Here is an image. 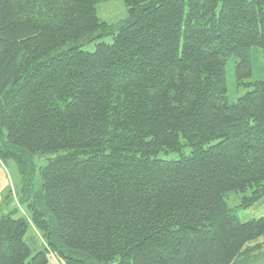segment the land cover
<instances>
[{"label":"trees","instance_id":"obj_1","mask_svg":"<svg viewBox=\"0 0 264 264\" xmlns=\"http://www.w3.org/2000/svg\"><path fill=\"white\" fill-rule=\"evenodd\" d=\"M105 1L0 0V156L57 154L31 215H0V264L264 260V215L226 201L264 198V79L229 102L226 77L264 57V0H124L115 24Z\"/></svg>","mask_w":264,"mask_h":264},{"label":"rangeland","instance_id":"obj_2","mask_svg":"<svg viewBox=\"0 0 264 264\" xmlns=\"http://www.w3.org/2000/svg\"><path fill=\"white\" fill-rule=\"evenodd\" d=\"M99 16L111 23L115 24L127 17V8L124 0H109L98 4ZM104 40L113 42V35H106L100 39L90 41L83 47L93 51L96 48L97 41ZM226 77L228 85V101H236L241 95L251 89V85L247 82L264 79V57L260 47L252 48V74L244 77L241 84H238L236 76V59L231 57L226 64ZM186 151L190 147H185ZM56 153L45 154H29L23 155L24 162L20 165L15 159L0 156V215L9 211H14V217L21 215H31L29 203L36 201L40 195H43L41 168L53 159ZM166 158H176L179 152H171L166 154ZM8 194V196H7ZM241 200V194L230 192L226 196L228 205L237 208L238 215L242 221L257 218L264 215V198L258 201L250 208L243 209L238 207ZM16 209V210H15ZM262 239V238H261ZM26 241L31 247L32 254L37 250L44 248V241L41 234L31 225L26 235ZM50 264L61 263L53 254H50ZM252 264H264V260L255 261Z\"/></svg>","mask_w":264,"mask_h":264}]
</instances>
